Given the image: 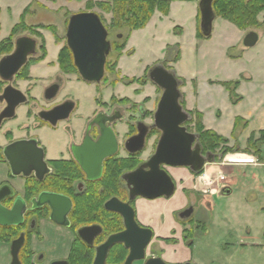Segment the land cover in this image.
<instances>
[{"label":"flooded vegetation","instance_id":"af4514ba","mask_svg":"<svg viewBox=\"0 0 264 264\" xmlns=\"http://www.w3.org/2000/svg\"><path fill=\"white\" fill-rule=\"evenodd\" d=\"M68 22L69 19L65 23L66 32ZM66 32L64 46L67 45ZM31 37L37 41L35 53L27 57L25 64L11 81L3 80L0 76V116L7 111L13 113L0 120V132L3 133L0 134V190L8 187L5 190H8V194L1 201V205L10 211L16 203L22 211L18 224L0 225V232L9 238L0 241V244L6 247L10 258L9 264L13 259L12 242L21 235H24V243L19 251L21 264L28 260L32 264L55 262L71 264L73 261L93 264L98 249L108 238L126 229L122 215L106 208V203L114 198L129 203L135 211L138 225L153 231V238L145 249V258L154 256L164 259L162 255H154L148 251L155 237L162 236L158 235L157 231H162L169 225L165 209L159 205V202L173 197L178 190L180 182L168 171L172 166H161L171 175L175 184V191L171 197L148 199L136 196L130 200V191L123 180L124 174L146 163L155 152L161 135V132L153 127L155 111L137 104L138 102L133 101L130 96L116 98L111 95L108 100L105 98L103 94L105 86L102 88V85L109 81L111 86L117 85V79H106V66L110 62L108 57L113 51V42L102 80L91 82L82 78L78 70L75 73L62 69L59 57L64 46L55 52L53 59L48 53L47 43L44 51L41 38L33 34ZM14 48L0 56V59L11 54ZM122 56L117 60L116 57L113 61L116 60L118 64ZM26 66L29 67V74L24 78L21 77L20 72ZM41 66H44V69L54 68L57 71L55 74H44L38 70L39 67L42 68ZM33 67H36L37 74L31 73ZM74 75L77 76L75 81L72 79ZM48 80L50 83L45 88L44 94L38 97L39 94H35L38 90L37 83ZM72 81L76 85L81 83L83 86L86 85L84 87H95L96 93L93 95L91 105H88L89 103L86 105L84 95H70L64 92V88ZM22 83L28 85L26 92L20 88ZM136 83H125L124 86L129 87ZM147 83L140 86H147ZM9 85L20 90L23 95L14 93L4 95V90ZM55 85L56 92H50L49 89ZM15 100L23 101L9 110L10 102ZM143 100L149 102L150 95H146ZM21 106H25L22 109V117H25V121L19 126L18 132H15L7 127L18 118V109ZM106 125L111 127L116 139V146L110 149L113 150V154L108 156L106 154L112 141ZM140 133L144 134V145L142 149L136 151L137 141L132 138ZM152 139L153 142L150 144ZM15 143H18V146H13ZM217 162L230 164L225 158ZM109 163L114 165L116 170L121 165L135 164V166L119 175L117 186L108 188L106 180ZM222 187L223 184L217 185L215 193L223 190ZM153 202L156 204L154 212L151 211ZM140 203L143 206L142 210L139 208ZM191 209L190 216L186 217ZM261 210L264 211V207ZM192 215L195 213L190 204L173 213L175 223L181 228L183 241L186 230L193 233L192 247L185 242L191 249L194 246L195 235L198 232L207 234L209 228L207 223L193 219ZM186 220L189 221L187 224H190V228L184 225ZM84 228H87V231L80 236L79 230ZM172 233L175 236L178 232L174 229ZM250 234L251 229L245 228L243 235ZM260 235L264 240V228ZM229 236L235 235L230 233ZM173 239L175 241L176 236ZM244 245L241 242L240 246ZM129 252L124 243L117 242L109 248L105 263L123 264ZM144 263L145 260H141L133 264Z\"/></svg>","mask_w":264,"mask_h":264},{"label":"crops","instance_id":"0c3cea01","mask_svg":"<svg viewBox=\"0 0 264 264\" xmlns=\"http://www.w3.org/2000/svg\"><path fill=\"white\" fill-rule=\"evenodd\" d=\"M199 2L200 0L173 1L168 15L156 11L144 28L135 30L131 33L126 50L130 49L133 53L129 56L123 54L119 60V68L125 69L127 72L143 64L144 52L150 50L149 45L152 44L153 40L155 38L161 39V35L163 36L164 34L170 37L172 43L163 41L161 46L167 48L169 45H178L180 48L181 58L174 67L177 76L185 80L180 90L185 98L187 110L200 112L203 115V124L205 128L213 130L228 138L231 143L230 145L235 142L232 137L235 120L237 117L242 118L247 123L239 135L241 148H244L246 147L248 138L253 132H255L258 137L259 131L264 130V78L262 76L261 79H255L248 71L241 73V70H239L236 71L235 75L229 74L226 76L227 78L222 79L223 77H216L210 75V73L205 70H200L197 63L194 65L191 62V68L187 69V62H185L184 57L185 48L189 43H191V49L193 50L191 58L195 60L196 56L203 58L206 52L203 47L198 53L197 50L199 46L204 45V43H210V41L215 42L212 37L221 39L220 36L222 35L221 48L213 50L209 54L217 55L218 61L220 62L219 65L223 67L234 64L237 60H242L245 55V50L240 48L241 45L245 49L253 48L243 45V40L248 33L246 30H240L233 23L220 17H216L213 21L211 38L209 37L210 39H208V41L204 40L205 38H199L197 36L198 29H200ZM217 19H219L220 22L216 24ZM176 27L182 28L183 32L179 33V31H175ZM255 32L259 34L258 44L263 33H260V29H256ZM231 34H234L235 37ZM194 47H196L195 51ZM238 49L239 52L235 53ZM237 54L239 56H237ZM146 68L147 67H145V69ZM47 70L49 69H46L44 74H46ZM35 71L36 67H33L31 73L34 74L36 73ZM236 74L239 76L238 78H242L236 91L241 96V100L234 104L230 99L229 91L221 82L237 80L238 78L234 77ZM125 75H127V73H125ZM231 158L257 161V158L252 154L238 153ZM207 164L201 172V175L197 177L198 180L201 179L202 175L207 173L209 169L220 170V172L224 173L226 171L229 176V181L223 184L222 188L224 189L216 194L215 192L217 189L215 188L212 192L214 195H209L207 193H205V195L203 191L206 190L201 188V183H199V181L195 187L194 179L197 174L193 173L190 169L185 167L169 168L170 173L180 183L178 184L176 194L169 199L160 200L159 205L164 207L169 222L166 228L168 234H166L165 237H169L170 235L171 237L176 236L178 241L175 244L165 243V246H167L169 250L168 253L163 256L164 259L167 262L173 263H184L190 260L197 262V260H199V258L194 259L195 244L192 249L187 246L185 241L181 238V228L177 226L173 219L175 210L189 204L193 206L195 214L199 213V220H201V222L207 223L205 221L207 218L215 219L216 224L214 225H217V227L220 226L221 228L218 227L219 230H222L223 227L227 228V236L234 232L232 234L236 236V246L223 249L226 252H231L232 249H234L230 254L231 257H234L233 255L237 250H241L244 252L254 251L253 253H257L258 258L264 259V240L262 238L259 242L250 240L254 234H260L264 228V211L261 210V208L264 207V163L258 161L256 165H246L242 168L243 171L239 175L233 173L235 170L234 168L227 171L228 166L223 164V162ZM209 164L211 165L209 166ZM240 184L244 191L241 196L239 195V197H236L234 188ZM235 185L236 187H234ZM200 193H203V195ZM220 200H225L226 206L223 202H217ZM155 206L156 204L154 202L151 203V211L154 212ZM223 207L227 209L224 210ZM139 208L141 210L143 209L141 203L139 204ZM186 228H190V224L186 225ZM245 228L251 229V234L249 236L243 235ZM174 229L178 232L175 236L172 235ZM201 233H199L198 236H200ZM220 239H222L221 235L218 237L217 241ZM241 242L245 245L240 246ZM212 247L220 249L215 243L212 244ZM4 250L6 252V247H4ZM4 254L9 258L7 252ZM6 257L5 259H8ZM228 260L230 261V258H228ZM9 262L10 258L9 261L6 260L5 262L0 260V264H9ZM259 264H264V261Z\"/></svg>","mask_w":264,"mask_h":264},{"label":"water","instance_id":"95a60500","mask_svg":"<svg viewBox=\"0 0 264 264\" xmlns=\"http://www.w3.org/2000/svg\"><path fill=\"white\" fill-rule=\"evenodd\" d=\"M214 0H200V30L204 36H210L213 30V21L216 14L213 9ZM109 32L100 16L93 11L79 12L70 16L66 38L67 45L71 49L74 64L79 74L87 81L100 82L105 74L107 57L110 54L112 44L108 39ZM121 37V34L119 35ZM259 40V34L249 31L243 40L245 47H254ZM14 51L0 59V76L3 80L11 81L13 76L25 64L27 57L35 53L37 41L35 38L23 35L16 38ZM149 79L162 90V95L154 113L153 127L160 132L156 149L152 157L135 170L123 175L127 188L130 191V200L136 196H143L148 199H155L161 196L171 197L175 191V184L171 175L162 165L172 167H185L193 173H201L207 163L215 161L212 152L204 153L200 135L189 131L186 123L191 119V115L181 105L182 92L180 90L181 81L177 78L174 70L166 68L158 63L152 66L148 72ZM55 85L50 92L55 93ZM23 95V93L9 85L4 90V95ZM23 101V100H21ZM11 101L10 108L21 102ZM12 112L1 114L0 120L4 116H11ZM107 126V125H106ZM110 134L112 145L109 146L108 155L113 154L110 149L116 146V139L110 126L106 127ZM137 141L136 151L143 148L144 134H139L132 138ZM131 140V141H132ZM15 143L13 146H18ZM12 167L13 161L10 159ZM148 168V170H147ZM8 187L0 190V225H13L20 222L22 214L21 208L15 203L9 211L1 205V201L8 194ZM5 192H7L5 194ZM106 208L120 213L124 219L126 229L123 232L111 235L106 243L97 252L96 260L93 264H106V255L109 248L117 243H124L129 249V255L123 264H133L135 261L145 260L144 264H193L190 261L184 263H169L161 257L145 258V249L153 238V231L149 228H141L136 219L135 211L129 203H124L117 198L106 203ZM192 209L186 214L190 216ZM87 228L79 230V235ZM24 243V235L12 242L11 264H21L19 251ZM52 264H67L65 262H55Z\"/></svg>","mask_w":264,"mask_h":264},{"label":"rangeland","instance_id":"374dc122","mask_svg":"<svg viewBox=\"0 0 264 264\" xmlns=\"http://www.w3.org/2000/svg\"><path fill=\"white\" fill-rule=\"evenodd\" d=\"M27 6H30V7L24 18L26 24H28L29 26L32 25L34 27L40 26V25L47 27L46 29H41L39 31L46 38V43L48 47V53H50V58L55 54L57 50H59V48L64 46L65 44L64 37H65V32H66L65 23H66V20H68L70 16L75 13L93 11V12H96L98 15L102 14L104 17L105 26L109 32L108 39L110 42L114 43L115 41H118V40L121 41L122 39L125 38L128 32L126 29L112 30L109 27V23L113 15L111 13L103 12L99 7L88 6V0H80V1L78 0H0V40L7 38L10 35L11 29L14 27L16 23L20 22L21 13L22 11H24L23 9ZM217 17H220V16H217ZM258 20L264 23V13H261L258 16ZM218 22H220L219 19H217L216 24ZM53 26H56L57 35L60 37V41H59L60 43L56 41V36L55 34H53V31H52ZM256 29H260V33H263L259 43L253 48H249V49H245L241 45L240 48L242 50H245V55L243 56L242 60H237L234 64H230L224 67L219 65L220 62L218 61L217 55L209 54L213 50H217L218 48L219 49L221 48L220 46L222 43V40H221L222 35L220 36L221 39L212 37L215 40V42L210 41V43H204V45L199 46L197 50L198 53L203 47H204V51L206 52L203 58L196 56L195 60H192L191 58V55L193 54V50L191 49V43H189V45L185 48V57H184L185 62H187L186 63L187 69L191 68V65H190V62H191L194 65H196L197 63L200 70L202 71L205 70L208 73H210V75H213L216 77H223L222 79L227 78L226 76L229 74L235 75L236 71H239V70H241L240 71L241 73H243L244 71H248L255 79H261L262 76L264 78V72H263L264 71L263 70L264 69V25L261 27H251V28L246 29V31L247 32L251 30L255 31ZM120 34H121V37L119 38ZM23 35L32 36V34L29 31H24V32L21 31L14 37V41L16 40V38H18L19 36H23ZM231 35L235 37L234 34H231ZM161 37H162L161 39L155 38L152 44L149 45L150 50L148 52L147 51L144 52V57L142 60L143 64L138 65L126 72L125 69L119 68V62H120L119 61L116 74L106 72L107 78H109V80L117 79V85L115 87L111 86V84L109 83L110 81L102 85L103 86L102 88H104L105 86L104 88L105 90H103V94L107 100L110 98L111 95L115 96L116 98H120L123 96H130L133 101L138 102L137 104L144 105L146 108H150L153 111H156L158 101L160 100V97L162 95L161 88H159L155 83H152L151 80H149V82L147 83V86H143V87H141L139 83L129 85V87H125L124 84L129 82L132 78L143 77L144 74L146 73L145 67L151 68L155 64L166 63V68H168V66L174 67V65L178 62V61L177 62L171 61L172 59H174L175 55L178 53L179 48L177 47V45H170L171 47L167 50L165 46L164 47L161 46L162 42L164 41L166 43H172V40L170 37L166 36L165 34L163 36L161 35ZM210 38H205L204 40L208 41V39ZM38 42L40 41L38 40ZM126 48L123 54L129 56L130 54L133 53L132 50L130 49L126 50ZM195 49L196 47H194V51ZM166 50H167V53H166ZM168 52L170 53L169 54L170 57H168ZM237 52H239V49L235 53ZM238 54L237 56H239ZM116 56H117V52L113 50L110 56L108 57V61H110L109 63H112V61L116 58ZM52 58L54 59L55 56H53ZM165 59H167L168 61L165 62ZM41 67L42 68L39 67L38 70L41 73H44L46 69H44L45 68L44 66H41ZM174 70H175V67H174ZM56 71L57 70L54 68L49 69L47 70L46 74H55ZM124 71L125 73H127V75H125ZM234 77L238 78L239 76H237L236 74V76ZM76 78H77L76 75L72 77L74 81L76 80ZM238 79L242 80L241 77ZM49 81L50 80L43 82V83L42 82L37 83L36 87L38 86V90L36 91L35 94H39L38 97H41L44 94L45 88L50 83ZM74 81L67 84V87L64 88L65 89L64 92L70 95H74V94L84 95L83 97H84V101L86 102V105L88 103H89L88 105H91L93 101V95L96 93L95 87H84L86 85L83 86L81 83H79V85H76ZM72 83H74L73 87H71ZM20 86L18 87H20L22 91L24 92L27 91L26 88L28 85H26V83H22V85ZM135 89L140 90L141 93L137 94V91H135ZM146 95L147 96L150 95L149 102H145L143 100ZM24 107L25 106L19 107L18 118L15 121L9 123V126L7 127L8 129H12L16 132L17 130H19V126L23 125L25 121L24 119L25 117L24 116L22 117V111H23L22 109H24ZM188 122L186 123V125L189 131L196 132L194 128V124H188ZM0 134H3V133L0 132ZM155 139H156V136H155ZM233 139L235 140V142L232 145H230L231 143L229 142V146H233L236 143V139L235 138ZM238 141H239V137H238ZM152 142H153V139L150 142V144H152ZM245 148H247V144H246V147L242 148L243 151L234 152V153L228 152L222 158H225V159L228 157L231 158L233 155H237L238 153H243V154L254 155L257 158V161L239 159L236 162L226 165L228 166L227 171H230L232 168H234L235 170L233 171V173H237L239 175L243 171L242 168H244V166L257 164L259 159L256 156L254 150L248 149V151H245ZM216 153L220 154L219 151H217ZM215 162L217 161H214V163ZM210 165L211 164H209V166ZM214 170L215 169H209L207 173H204L205 175L203 174L201 179L199 180L197 179V177L199 176L197 174V176L194 179V185H197V182L199 181V183H201L200 184L201 188H204L205 190H207V192H203L204 194L207 193L209 195H213L212 192L217 187V185L220 186L229 181V176L226 173V171H225L226 173L225 174L224 172H220V170L219 171L217 170L214 171ZM236 185L234 187H236ZM234 190L236 193V197H239V195L241 196L242 192L244 191L241 184L238 185L236 188H234ZM203 193H200V194L203 195ZM217 202H221V203L223 202L224 204L226 203L225 200H220ZM223 209L226 210L227 208L223 207ZM198 214L199 213L192 215V218L199 219ZM205 221L207 222V225L209 226L207 234L201 233V235L198 236L199 234L198 233L195 235V239H194L195 258L194 259L199 258V260H197V262H194L193 260L192 262L194 264H259L264 261L263 258H260V257L258 258L257 253H253L254 251L244 252L241 250H237L236 253L233 255L234 257H231L230 254L233 252L234 249H232L231 252H226L223 250V248L229 249L232 246H236L235 244L237 243L236 236L234 237L227 236L226 234L227 228L225 227H223L222 230H219L218 227L219 228L221 227L220 226L217 227V225H214L216 224L215 219L207 218L205 219ZM188 222L189 221L186 220L184 222L185 223L184 225L185 226L188 225L187 224ZM157 234L158 235L161 234L162 236L155 237L153 241V245L149 248L148 252L154 255H162L163 257L164 255L168 253V250H169L168 247L165 246V243H166L165 241H167V243L175 244L177 243L178 239L176 238V240L174 241L171 235L169 237L168 236L165 237L166 234H168L167 229H164L162 231L158 230ZM220 235L222 239L217 241ZM261 238L262 236L260 234H257V235L254 234L253 237L250 238V240L254 242H259ZM213 243H215L220 249H217L215 247L213 248L212 247ZM0 247H1L0 260H2V262H5L6 260L9 261V258L6 257L7 255L4 254L6 253L4 250V247L1 244H0ZM222 252L225 254H223ZM5 257L8 259H5ZM228 258H230V261L228 260Z\"/></svg>","mask_w":264,"mask_h":264},{"label":"trees","instance_id":"16d2710c","mask_svg":"<svg viewBox=\"0 0 264 264\" xmlns=\"http://www.w3.org/2000/svg\"><path fill=\"white\" fill-rule=\"evenodd\" d=\"M80 1V0H78ZM173 1H192V0H88V6L90 7H99L105 13H111L112 19L109 23V27L112 30H119V29H126L127 35L121 41H115L113 44V50L117 52V58L123 54L125 50L128 40L131 36V33L135 30L144 28L149 21L151 20L152 16L156 11L162 12L164 15H168L171 7V3ZM30 6H27L20 16V22L17 23L11 30L10 35L0 41V56L3 54L9 53L14 47V37L21 31H29L31 34L41 38L42 41V48L45 51L46 40L43 34L39 31L41 29H46L47 27L40 25V26H32L26 24L24 18ZM213 9L217 16H220L229 22L236 25L241 30H246L251 27H261L264 25L263 22L258 20V16L261 13H264V0H214L213 1ZM102 19L103 23L105 24L103 15H99ZM200 19V15H199ZM54 27V28H53ZM52 27L53 34L56 36V41H60V37L57 35L56 26ZM177 29V30H176ZM175 31H179V33L183 32V29L180 27H176ZM197 36L199 38H209L210 36H204L200 29H198ZM123 38V37H122ZM171 46H167V50ZM179 48V46L177 45ZM166 50V53H167ZM170 53L168 52V57ZM181 58L180 48L178 53L175 55L172 62H177ZM112 61V63H107L106 69L107 72L112 74L116 73L117 70V61ZM59 61L61 63V67L66 72H75L77 73V69L73 64V56L68 48L67 45L63 47L60 53ZM168 60L165 59V62ZM163 64V63H161ZM166 67V63L163 64ZM168 69L174 70V67L168 66ZM150 67L146 68V73L143 77L140 78H132L127 83H134L137 82L139 84H146L149 80L148 71ZM175 71V70H174ZM29 74V67L26 66L22 68L20 75L21 77H28ZM177 78L181 81V85H184L185 80L182 78ZM107 79V77H106ZM241 80L237 79L234 81H226L221 82L226 89L229 91L230 99L232 103L236 104L241 100V96L236 92ZM116 81L113 82L115 84ZM137 93H140V90H137ZM127 99H125L126 101ZM181 105L186 110V102L184 96L182 95ZM191 115V119L189 120L188 124H194V128L196 133L200 135V141L203 145L204 153L212 152L215 155V161H219L226 153L228 152H240L243 151L241 145L238 141V137L240 132L244 129L245 125L247 124L245 120L240 117H237L234 124V130L232 137L236 139V143L233 146H229V139L218 134L213 130L206 129L203 124V115L200 112H192L189 111ZM253 149L256 156L258 157L260 162L264 163V130L259 131V136H256V133L253 132L247 141V148ZM219 151L220 154L216 152ZM135 164L131 165H121L118 170H116L115 166L110 164L108 165L107 169V180L106 186L112 187L117 186L119 182V175L124 172L126 169H130L134 167ZM116 170V172H115ZM198 174V173H197ZM16 233H13L15 235ZM185 242L192 247L193 245V233L189 230H186L185 233ZM2 240H9L5 234L0 232V241ZM78 255V253H76ZM23 264H32L29 260L24 261ZM71 264H91L88 262H78L73 261Z\"/></svg>","mask_w":264,"mask_h":264},{"label":"built area","instance_id":"2783aa9c","mask_svg":"<svg viewBox=\"0 0 264 264\" xmlns=\"http://www.w3.org/2000/svg\"><path fill=\"white\" fill-rule=\"evenodd\" d=\"M237 160L238 159H236V158H231V159L230 158H228V159L226 158V162L227 163H233V162H236Z\"/></svg>","mask_w":264,"mask_h":264}]
</instances>
